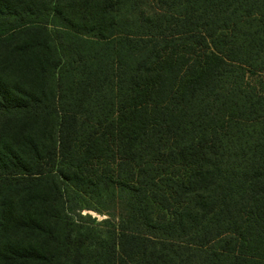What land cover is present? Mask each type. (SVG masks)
<instances>
[{
    "label": "trees",
    "instance_id": "obj_1",
    "mask_svg": "<svg viewBox=\"0 0 264 264\" xmlns=\"http://www.w3.org/2000/svg\"><path fill=\"white\" fill-rule=\"evenodd\" d=\"M53 1L0 0V264H264V0Z\"/></svg>",
    "mask_w": 264,
    "mask_h": 264
},
{
    "label": "rangeland",
    "instance_id": "obj_2",
    "mask_svg": "<svg viewBox=\"0 0 264 264\" xmlns=\"http://www.w3.org/2000/svg\"><path fill=\"white\" fill-rule=\"evenodd\" d=\"M44 3L43 5L49 6L53 5V0H40V3ZM50 27V25H48ZM264 78V71L257 74L252 79H261ZM77 210L74 211L72 215L76 219H82V221L89 226L95 225L102 230H106L109 227L111 219L105 221L108 217V212H106L103 208V204L97 202V198L89 197V196H77ZM81 207V208H80ZM81 216V217H80Z\"/></svg>",
    "mask_w": 264,
    "mask_h": 264
}]
</instances>
